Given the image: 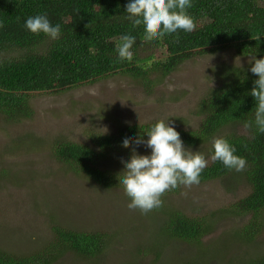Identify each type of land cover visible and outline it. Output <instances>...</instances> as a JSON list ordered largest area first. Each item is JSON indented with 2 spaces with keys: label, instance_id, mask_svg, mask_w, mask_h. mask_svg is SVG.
Wrapping results in <instances>:
<instances>
[{
  "label": "rangeland",
  "instance_id": "rangeland-1",
  "mask_svg": "<svg viewBox=\"0 0 264 264\" xmlns=\"http://www.w3.org/2000/svg\"><path fill=\"white\" fill-rule=\"evenodd\" d=\"M40 49L44 51L45 46ZM24 54L23 50H11L0 54V59ZM250 60L228 48L187 61L150 88L117 73L94 83L33 96L32 116L15 123L0 115V250L19 256L40 251L53 240L52 228L58 225L103 232L110 246L100 261L71 253L56 264H236L263 255L264 212L257 224L259 233L252 238L243 232L248 230L250 216L224 211L247 195L249 186L244 179L220 178L179 186L164 194L166 206L191 218H207L212 225L208 236L188 244L159 234L164 220L161 211L143 214L130 210L127 205L131 200L123 187H100L60 163L53 153L56 142L69 141L100 154L94 136L113 135L140 121L148 124L170 119L171 126L196 130L202 119L197 114L199 101L218 85L222 66H253ZM228 130L243 133L238 127ZM133 146L139 154L150 155L144 145ZM209 146L185 147L199 151L209 165L214 154ZM119 148L105 150L98 167L120 174L124 170L121 158L130 160L131 148Z\"/></svg>",
  "mask_w": 264,
  "mask_h": 264
},
{
  "label": "trees",
  "instance_id": "trees-1",
  "mask_svg": "<svg viewBox=\"0 0 264 264\" xmlns=\"http://www.w3.org/2000/svg\"><path fill=\"white\" fill-rule=\"evenodd\" d=\"M129 2L0 0V22L4 25L0 28V54L25 51L20 58L0 59V115L4 120L15 123L31 117L33 96L94 83L117 73L127 74L150 88L157 79L173 74L187 61L228 48L240 57L264 59V0H191L192 7L187 12L194 19L196 29L178 30L151 42L144 39L143 25L133 27L127 19ZM39 14H46L53 25L61 26L59 39L27 30V18ZM122 35L136 38L131 61L119 60L116 45ZM41 46H45L44 51ZM144 52L148 53L142 56ZM251 67L223 65L217 74L218 85L210 88L199 101L197 114L202 117L199 127L196 130L173 127L180 133L184 146L210 144L214 153L213 138L224 137L236 148V155L246 158L247 168L241 172L227 169L220 161H212L203 170L200 183L232 176L247 182V195L224 211L250 216L248 230L243 232L253 238L259 233L257 224L264 212V133H259L254 123L256 101L249 93L258 76L250 71ZM249 120L253 121L252 126L246 128ZM156 122L141 124V127L127 125L116 134L94 136L92 140L100 154L87 145L69 141L56 142L53 153L60 163L100 187H122L119 173L100 169L98 158L105 150H120L126 137L147 132ZM235 127L243 133L228 130ZM172 191L177 188L168 193ZM154 211H161L164 216L159 234L176 242L195 244L212 232L207 218L188 217L165 203ZM52 232L53 240L35 253L19 256L0 250V264H56L71 253L97 262L110 246L109 237L103 232H82L58 225L53 226ZM238 233L240 239L245 237ZM236 264H264V254Z\"/></svg>",
  "mask_w": 264,
  "mask_h": 264
},
{
  "label": "clouds",
  "instance_id": "clouds-1",
  "mask_svg": "<svg viewBox=\"0 0 264 264\" xmlns=\"http://www.w3.org/2000/svg\"><path fill=\"white\" fill-rule=\"evenodd\" d=\"M190 7L191 0H130L126 5V13L133 27L143 25L144 39L151 42L164 38L166 34L177 33L178 30L194 31L196 23L187 12ZM3 26L0 22V28ZM25 27L35 35L43 33L53 40L59 39L61 35V26L53 25L46 14L27 18ZM86 27H90V24ZM120 41L116 45L119 60L131 61V49L136 38L122 35ZM252 61L254 64L250 71L258 79L254 81L249 94L256 101L254 123L258 132L264 133V59L252 57L250 63ZM252 123L251 120L247 121L245 127H251ZM133 145H144L151 150L150 155L139 154ZM122 146L131 148V157L130 160L121 158L124 170L118 174L119 184L131 200L127 207L130 210L138 209L143 214L161 208L164 204L162 197L166 192L179 186L199 185L201 174L208 166L203 154L184 146L180 133L170 125V119H160L147 132L126 137ZM212 146L213 162L220 161L227 169L237 172L247 168L246 158L236 155V148L226 138L214 137Z\"/></svg>",
  "mask_w": 264,
  "mask_h": 264
}]
</instances>
